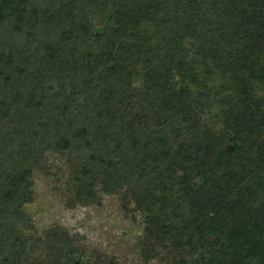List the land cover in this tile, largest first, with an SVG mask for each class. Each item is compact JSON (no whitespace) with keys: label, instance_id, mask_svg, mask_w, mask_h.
Wrapping results in <instances>:
<instances>
[{"label":"trees","instance_id":"obj_1","mask_svg":"<svg viewBox=\"0 0 264 264\" xmlns=\"http://www.w3.org/2000/svg\"><path fill=\"white\" fill-rule=\"evenodd\" d=\"M257 89L264 0H0V264H25L35 250L17 229L28 224L30 163L42 160L44 143L70 153L81 202L98 199V182L109 194L126 186L147 237L189 248L190 262L177 264H264V151H236V136L222 139L204 120L217 104L227 131L252 134L264 125ZM79 96L86 103L70 116ZM177 116L206 172L181 167L189 149H172L158 127ZM179 169L209 189H194L175 230L169 201L150 189ZM73 244L59 225L38 238L49 264H119Z\"/></svg>","mask_w":264,"mask_h":264},{"label":"rangeland","instance_id":"obj_2","mask_svg":"<svg viewBox=\"0 0 264 264\" xmlns=\"http://www.w3.org/2000/svg\"><path fill=\"white\" fill-rule=\"evenodd\" d=\"M218 81L211 83V86L218 87ZM256 95L259 99L264 98V90L257 89ZM76 99L70 116L75 115L79 106L86 103L84 96ZM219 108L217 104H214L207 109L204 120L213 127L215 132L219 131L222 139L230 135L236 136L238 140L236 151L245 152L255 149L264 151V125L256 128L252 134L242 129L229 132L224 120H218L215 116ZM133 113H129L128 116L132 117ZM158 127L170 137L172 149L185 147L189 149L188 158L185 162L181 161V167L194 169L198 165L200 171L208 170L207 165L210 164L204 162L203 157L192 144L194 135L187 129L186 122L181 116H177L174 122L169 124L160 122ZM109 144L110 149L116 147L111 140ZM230 146L232 149L233 146L231 144ZM12 151L17 158L20 151L13 149ZM69 156L68 151L59 150L53 144L44 143L41 149L42 160L38 163H30L31 199L22 206L28 224L20 223L18 225L20 229L17 230L19 234L20 231L23 232V237L28 240L29 248L35 243V250L22 257V263L49 264L51 253L45 247H39L38 238L43 239L44 233L55 225L63 227L74 239L73 247L76 254L82 252L92 261H114L119 264H177L184 258L190 262L188 260L190 256H187L189 248H185L181 254L167 238L145 235L146 224L143 213L136 208L126 186L114 194H109L102 190L98 182L95 186L98 199L95 202H81L75 190ZM200 171L199 175H201ZM194 173L193 170L190 174H185L183 169H179L163 184L157 183L152 190L150 189L153 197L166 198L169 201L167 222L175 230L182 228L189 217V200L195 194L194 189L198 187L200 190L208 191L209 189L204 182L194 178ZM187 183L191 185L190 190L186 188ZM3 230L2 228L1 231ZM196 258L194 256L192 259ZM242 264L256 263L244 260Z\"/></svg>","mask_w":264,"mask_h":264},{"label":"water","instance_id":"obj_3","mask_svg":"<svg viewBox=\"0 0 264 264\" xmlns=\"http://www.w3.org/2000/svg\"><path fill=\"white\" fill-rule=\"evenodd\" d=\"M181 89H183V87L181 86ZM228 149H231V146L229 145Z\"/></svg>","mask_w":264,"mask_h":264}]
</instances>
